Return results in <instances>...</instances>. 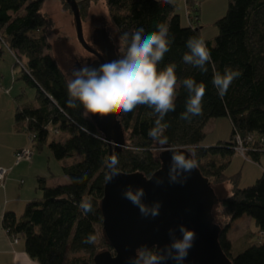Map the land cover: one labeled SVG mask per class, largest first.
<instances>
[{"label": "trees", "instance_id": "16d2710c", "mask_svg": "<svg viewBox=\"0 0 264 264\" xmlns=\"http://www.w3.org/2000/svg\"><path fill=\"white\" fill-rule=\"evenodd\" d=\"M46 0H0V57L8 49L20 66L22 79L37 90L38 106L24 104L17 108L15 129L35 136L33 149L48 146L53 157L62 161L63 174L69 184L49 188L44 178H38L37 190L43 198L29 202L18 218L6 212L3 229L10 237L25 244L26 253L39 264H95L100 253L111 251L103 233L100 209L104 197L105 174L108 171L110 146L104 141L91 116L83 114L82 106H68L67 74L54 55L48 39L51 20L42 13ZM79 2L80 14L91 2ZM109 10L112 28L117 34L131 33L143 27L145 34L156 31V25L166 23L169 36L174 37L170 51L158 65L162 69L170 62L177 65L176 109L164 119V136L168 143L154 142L148 131L156 114L148 105H138L120 118L129 133L126 147L119 153L115 169L125 175L141 174L151 178L162 168L161 152L170 147L191 148L196 153L198 169L213 185L230 182L234 186L230 197L221 199L219 243L231 264H264V242L252 241L242 250L233 248L227 238L231 225L250 218L257 233H264V175L247 188L239 187L240 174L227 177L226 170L237 154L236 138H252L245 160L260 164L264 156V0H229L224 18L216 23L218 35L206 41L212 62L208 72L183 63L189 37L200 36L199 11L187 0V27H182L176 6L164 0H104ZM65 7L68 5L63 0ZM191 5V7H190ZM190 20H189V19ZM226 67L241 74L233 80L221 99L212 84L213 69L223 74ZM193 78L205 84L202 115L190 121L181 119L189 96L180 81ZM226 118L232 126L229 142L213 148H203L205 127L209 122ZM58 132V135L55 133ZM65 135L63 140L59 136ZM126 136V135H125ZM57 137V138H56ZM64 137V136H63ZM56 138V139H55ZM69 160V161H65ZM87 174L83 183L74 180ZM82 201H91L93 211H80ZM92 233L94 244L83 243ZM264 239V238H263ZM104 248L105 251H101Z\"/></svg>", "mask_w": 264, "mask_h": 264}, {"label": "clouds", "instance_id": "9594fccd", "mask_svg": "<svg viewBox=\"0 0 264 264\" xmlns=\"http://www.w3.org/2000/svg\"><path fill=\"white\" fill-rule=\"evenodd\" d=\"M173 41L174 37L169 36L166 23L157 24L156 31L147 34L143 27L134 29L131 33H123L119 37L120 58L104 62L98 68L83 64L73 70L72 78L67 81L68 106H82L83 114L87 117L89 114L107 116L113 113H129L138 105H148L156 114L148 136L161 145L167 144L168 139L164 136L167 125L163 121L169 112L176 109L177 65L170 62L162 69L158 68V65L170 51ZM186 47L188 51L182 57L183 63L207 73L212 57L205 38L202 35L189 37ZM240 74L238 70L230 67H226L223 74L213 69L212 84L221 99ZM180 83L189 93L181 119L190 121L192 117L203 114L205 84L190 77L184 78ZM168 150L171 152L169 183H186L189 174L198 167L195 151L178 146ZM117 165L118 161L108 164L110 170L105 174L106 183H110L119 175V172L111 171ZM86 177L87 174L76 178L74 182L83 183ZM155 183L159 186L164 180L158 178ZM122 196L137 207L143 217L155 218L159 215L161 203H145L143 187L128 185ZM79 209L84 213L94 210L91 201H82ZM175 233V229H169L171 242L163 248L155 245L138 247L135 255L129 258V264H163L169 259L183 262L194 245L196 233L183 224L179 225L180 236L177 237ZM95 240V235L89 233L82 242L94 244Z\"/></svg>", "mask_w": 264, "mask_h": 264}, {"label": "water", "instance_id": "95a60500", "mask_svg": "<svg viewBox=\"0 0 264 264\" xmlns=\"http://www.w3.org/2000/svg\"><path fill=\"white\" fill-rule=\"evenodd\" d=\"M64 1L72 12L79 44L92 52L84 38L79 3L76 0ZM121 116L120 113H113L92 117L104 141L110 146L108 164L116 160L126 145ZM168 149L161 152L159 158L162 168L151 178L141 174L125 175L115 168L111 169L119 172V175L110 183L105 182L104 197L100 204L103 233L111 251L96 256L95 264H129V258L135 255L141 245L163 248L169 244V229H175L179 237L181 224L195 231L194 245L183 262L169 259L163 264H231L219 243L221 229L215 219V209L221 199L198 168L189 174L186 183H169L171 152ZM158 178L164 180L162 185L157 186L155 183ZM128 185L143 187L145 203L151 205L160 202L159 215L145 218L137 207L124 199L122 192Z\"/></svg>", "mask_w": 264, "mask_h": 264}, {"label": "rangeland", "instance_id": "374dc122", "mask_svg": "<svg viewBox=\"0 0 264 264\" xmlns=\"http://www.w3.org/2000/svg\"><path fill=\"white\" fill-rule=\"evenodd\" d=\"M76 1L79 3L85 0ZM171 1V3L176 6V13L181 17L182 27H187V0ZM189 1L193 2L195 9L199 11V26L202 29L201 35L207 41H214L218 35L216 23L225 17L228 10L229 0ZM42 13L46 15L52 22V27L48 32V39L53 47L51 51L52 55H54L65 72H67V70L71 71L75 58L81 55L84 56V54H86L78 42L75 22L71 10L69 7H65L63 0H46ZM81 18L84 38L87 43L89 42V36L93 30L100 27L104 22H106V25L109 26V28H112L109 10L104 0L91 2L87 7V10L83 11ZM113 32L117 36L116 44L120 48L119 35L115 30ZM0 76L2 78V81H0V147L2 144H5L4 142L10 137L11 129H13V134L16 136L15 141L11 145V147H14L16 145H20L22 142H29V136L26 133H18L16 131L15 114L17 108L26 103L35 107L38 106L36 99L37 90L35 88L29 87L22 79L21 68L20 66H16L15 56L6 48H3V54L0 57ZM7 91L9 94H7ZM231 132L232 126L228 119L220 118L213 120L205 127V133L207 136L201 147L213 148L219 143L229 142ZM125 135L126 139H128L129 133L125 132ZM59 138L63 140L65 135L59 136ZM34 158L42 162V166L45 171H49L50 175L47 176V179L50 181V185H54L52 182L63 176V162L57 161L53 157L48 146H45L41 151L35 147ZM260 163V165L264 167V156L262 157ZM23 167L25 166H22L16 170V175L23 177L26 181L25 188H29L31 184H33V181L30 176L23 175V171L20 173V169ZM225 174L230 178L240 174L239 187L243 189L255 184L256 181L264 175V170L259 168L257 164L246 161L245 158L241 157L237 153L232 159L231 164L227 168ZM51 175L53 176L52 178ZM213 186L219 199L226 198L225 188L227 186L230 189H232V187L234 188L230 182H227L223 185ZM7 187V195L9 198L16 196L20 190L15 178L10 183H8ZM5 197L6 196L4 192L0 188V201H3ZM42 198V192L38 191L36 188L35 199L41 200ZM219 211L220 206L216 207L215 209L216 223L219 222ZM23 214H21V216ZM250 230L256 231V226L254 223L251 225ZM240 232L242 233L241 230ZM253 241L264 242V239L261 238L259 234H256ZM243 248H245V244L240 241L235 249L242 250ZM101 251H105L104 248H102Z\"/></svg>", "mask_w": 264, "mask_h": 264}, {"label": "crops", "instance_id": "0c3cea01", "mask_svg": "<svg viewBox=\"0 0 264 264\" xmlns=\"http://www.w3.org/2000/svg\"><path fill=\"white\" fill-rule=\"evenodd\" d=\"M164 1H170V3L172 2L171 0ZM13 133L14 131L13 129H11L10 137L4 142L5 144H2L0 147V169L6 168L11 170V173L8 179L6 180L4 186H0L6 196L3 201H0V264H39L38 262L31 259L26 253L25 244L22 240H19L18 244L12 243L11 237L3 229V217L6 212H13L17 215L18 218L21 217V214H23L26 205L29 202L36 200L35 192L37 188L38 178H44L49 188L69 184V179L64 174H62L63 176L61 178L57 179L56 181L53 180L54 182L52 183L54 185H50L51 183L47 179V176L50 175L49 171H45V169H43L42 162L35 159L34 154L33 159L30 163L21 162L19 164H15V153L23 148L28 147L29 142H22L20 145L11 147L16 137ZM260 164H257V166L264 170V167H262ZM22 166L25 167L20 169V173L23 171V175L30 176L33 181V184H31L29 188H25V179L23 177H19V175H16V170ZM52 177L53 176L51 175V178ZM14 178L15 180H17V184L19 185L20 190L18 191V194L16 196L9 198V196L7 195V186L8 183H10ZM225 191L226 197H229L233 194L234 188L232 187V189H230L227 186L225 188ZM252 224L253 221L250 218L243 217L235 221L231 225L227 238L232 244L233 248H236L237 244L240 241H242L246 246L252 243L253 240H250L251 235L255 234L257 231V229L256 231L250 230ZM240 230L242 231V233L240 232Z\"/></svg>", "mask_w": 264, "mask_h": 264}, {"label": "flooded vegetation", "instance_id": "af4514ba", "mask_svg": "<svg viewBox=\"0 0 264 264\" xmlns=\"http://www.w3.org/2000/svg\"><path fill=\"white\" fill-rule=\"evenodd\" d=\"M113 31V28H109V26L106 25V22L93 30L89 36L88 42L89 48L92 52H88L84 49L86 54L75 58L72 70H67V72H65L69 79L72 78L73 70L79 68L83 64H89L92 67L98 68L99 65L104 62L120 58L121 49L116 44L117 36ZM90 116L91 118L98 117V115L91 114Z\"/></svg>", "mask_w": 264, "mask_h": 264}, {"label": "built area", "instance_id": "2783aa9c", "mask_svg": "<svg viewBox=\"0 0 264 264\" xmlns=\"http://www.w3.org/2000/svg\"><path fill=\"white\" fill-rule=\"evenodd\" d=\"M189 19V18H188ZM190 20V19H189ZM0 76V81H1ZM7 94L9 92L7 91ZM55 135H58V132L55 133ZM35 136H29V146L26 148H23L15 153V164H19L21 162H27L30 163L33 159L34 149H33V143H34ZM264 143V140H261ZM236 153H238L241 157L245 158V153L247 151V147L249 144L252 143V138L248 137L247 139H241L239 137L236 138ZM11 173L10 169L1 168L0 169V186L3 187L6 180L8 179L9 175ZM261 238H264V233L260 234ZM11 241L13 244H18L19 239L16 237H11Z\"/></svg>", "mask_w": 264, "mask_h": 264}]
</instances>
